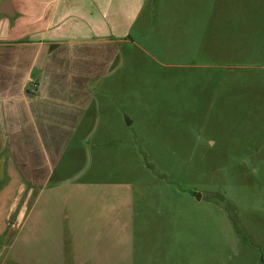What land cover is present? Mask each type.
<instances>
[{
  "label": "rangeland",
  "instance_id": "obj_1",
  "mask_svg": "<svg viewBox=\"0 0 264 264\" xmlns=\"http://www.w3.org/2000/svg\"><path fill=\"white\" fill-rule=\"evenodd\" d=\"M132 39L103 109L130 125L79 133L57 176L144 191L137 264H264V0H149Z\"/></svg>",
  "mask_w": 264,
  "mask_h": 264
},
{
  "label": "crops",
  "instance_id": "obj_2",
  "mask_svg": "<svg viewBox=\"0 0 264 264\" xmlns=\"http://www.w3.org/2000/svg\"><path fill=\"white\" fill-rule=\"evenodd\" d=\"M9 1L0 0V262L137 264L153 249L139 235L163 223L150 204L143 217L144 191L57 172L79 133L130 125L103 109L118 103L123 45L149 0Z\"/></svg>",
  "mask_w": 264,
  "mask_h": 264
},
{
  "label": "water",
  "instance_id": "obj_3",
  "mask_svg": "<svg viewBox=\"0 0 264 264\" xmlns=\"http://www.w3.org/2000/svg\"><path fill=\"white\" fill-rule=\"evenodd\" d=\"M10 1L9 0H5V4L7 5ZM7 16H12L11 12H5L4 13Z\"/></svg>",
  "mask_w": 264,
  "mask_h": 264
}]
</instances>
